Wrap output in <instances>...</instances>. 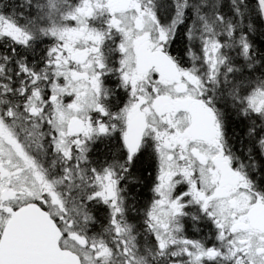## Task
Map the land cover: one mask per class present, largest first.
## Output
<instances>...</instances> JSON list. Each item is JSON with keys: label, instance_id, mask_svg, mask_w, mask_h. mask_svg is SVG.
<instances>
[{"label": "snow or ice", "instance_id": "1", "mask_svg": "<svg viewBox=\"0 0 264 264\" xmlns=\"http://www.w3.org/2000/svg\"><path fill=\"white\" fill-rule=\"evenodd\" d=\"M0 264H264V0H0Z\"/></svg>", "mask_w": 264, "mask_h": 264}]
</instances>
